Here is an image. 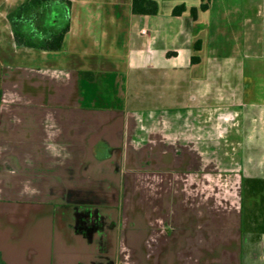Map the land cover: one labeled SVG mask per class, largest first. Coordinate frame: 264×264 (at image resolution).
Masks as SVG:
<instances>
[{
  "label": "crops",
  "instance_id": "0c3cea01",
  "mask_svg": "<svg viewBox=\"0 0 264 264\" xmlns=\"http://www.w3.org/2000/svg\"><path fill=\"white\" fill-rule=\"evenodd\" d=\"M23 1L0 0V159L26 176L0 183L3 262L264 264V234L244 231L242 208L243 179H264L258 75L244 84L239 62L215 60L228 40L257 45L264 0H244L256 20L240 25L214 13L219 0L206 10V0H156L155 15L134 14L132 0H70L60 50L16 44L7 15ZM212 116L223 117L225 146L200 162ZM39 159L62 160L111 201L61 200L60 184L33 169Z\"/></svg>",
  "mask_w": 264,
  "mask_h": 264
},
{
  "label": "rangeland",
  "instance_id": "374dc122",
  "mask_svg": "<svg viewBox=\"0 0 264 264\" xmlns=\"http://www.w3.org/2000/svg\"><path fill=\"white\" fill-rule=\"evenodd\" d=\"M219 2L221 4V5H219L220 8L215 7L213 9L214 13H217L218 11L221 12V10H222L225 14H227V15H225V17L228 18L227 21L232 20L235 24L240 25L243 23L245 15H247V17L250 19V21L255 22V20H256L255 13L252 12L251 10L247 11V10H244L242 8L244 0H219ZM168 9H169L168 6H166L165 8L162 9V11L167 12ZM246 11H247V14H246ZM262 19H264V18H262ZM236 27H238L237 29L240 30V26H236ZM255 36L258 38V43H257V45L255 44L254 47L250 50L248 47L245 46L246 44L243 43L242 41L241 42L236 41V44H234V42L232 40H228L222 46V48H221L222 50L220 52L221 54L215 60L218 63L228 64L231 66L232 65L235 66L236 63L239 62L238 66H239L240 72L238 74L239 78L237 80H239L240 82H242L244 84L249 83V79L247 78V75L248 76L250 74L251 75H253V74L258 75V76H256V79L252 78L254 84L253 85L251 84V87H252L251 93H253V95L250 97L252 99H256V100H264V28H260L256 32ZM145 40H146L145 36H142V42ZM153 42L154 43H153L152 47H157V45H159V43L157 41H153ZM142 45H143V43H142ZM247 53H251L252 55L251 54H249V55H251L252 57L249 58ZM234 61H235V63H234ZM251 63H252V65H251ZM234 69L237 70V68H234ZM142 71H152V70H150L148 67L147 68L145 67V68H142ZM248 72H250V74ZM246 73H247V75L245 76ZM254 87H255V89H254ZM21 99H23V100H20V101H25L24 97ZM4 101H6V100H4ZM222 119H223V117L212 116V125L213 126L210 128V140H211V142H210V144L207 145V146H209V147H207V150H209L208 156L206 157V159H197V161H200V162L207 161L210 163L219 161V159H215V156L218 155V153L220 152V148L225 146L224 143L221 142L223 137H221V135H220V134L225 133V129H224L225 123H224V121H222ZM228 122L232 123V122H235V120L229 119ZM220 123L222 126L218 125ZM22 126L25 127L26 124L24 123ZM25 129L26 128H24V131H25ZM231 129H232V127H231ZM88 130L89 129L87 128V130L85 131V128H84V137H85V132H87ZM192 135L196 139L202 138L201 133L200 134H199V132L195 133V130L192 132ZM198 136H199V138H198ZM260 145L263 146L264 144H260ZM256 156L258 158L261 157L260 153L259 154L257 153ZM239 160H241V158H239ZM35 161L37 163L34 164L33 169L36 170L37 167H39V170L46 171V173L49 174V176H44V177H47V181H46L47 184L49 183L48 177H50V180H54V181L58 182V184H60V186L57 185L56 187L52 188L51 192L56 196L61 195L62 196L60 198L61 200H73L76 198L84 199V200H90V199L95 198V199L103 200L105 202L111 201L109 195H107L108 194L107 191L97 192L96 190H94L95 185H93V184L90 185L89 180H86V181L84 179L81 180V179L76 178V176L73 173H65V170H70V169H66V167L67 168H69V167L64 166V164H62V162H63L62 160H60V159H39V160H35ZM232 162L234 164L233 160H232ZM33 169H31V170H33ZM58 170L63 171V173L59 174ZM53 172H56V173H53ZM261 175H264V174L262 173ZM24 178H26L25 175L16 174V172L14 170H12V168H10L9 165H7V163L2 162V159H0V183H3L4 185L9 186V185L13 184L14 182L19 183ZM18 179L20 181H18ZM116 198H117V195H116ZM257 202H258V200H256V199L248 198V200L246 202L247 214L251 215V212L257 206L256 205Z\"/></svg>",
  "mask_w": 264,
  "mask_h": 264
},
{
  "label": "trees",
  "instance_id": "16d2710c",
  "mask_svg": "<svg viewBox=\"0 0 264 264\" xmlns=\"http://www.w3.org/2000/svg\"><path fill=\"white\" fill-rule=\"evenodd\" d=\"M205 1V0H204ZM209 0L201 4V9L208 8ZM70 0H25L7 15L13 30L14 39L20 47H30L40 50H60L66 33L71 26ZM186 9L184 4L174 8L173 14L179 15ZM159 5L156 0H132L134 14L155 15ZM193 17L197 16V8H191ZM200 42L195 44V49H200ZM199 61V57L192 56V62ZM82 76L92 79V72H81ZM243 218L244 231L258 237L264 234V179H243ZM248 198L258 200L257 206L251 212H246ZM258 198V199H257ZM247 229V230H246ZM0 264H5L0 256Z\"/></svg>",
  "mask_w": 264,
  "mask_h": 264
},
{
  "label": "built area",
  "instance_id": "2783aa9c",
  "mask_svg": "<svg viewBox=\"0 0 264 264\" xmlns=\"http://www.w3.org/2000/svg\"><path fill=\"white\" fill-rule=\"evenodd\" d=\"M143 32H145V31H143Z\"/></svg>",
  "mask_w": 264,
  "mask_h": 264
}]
</instances>
